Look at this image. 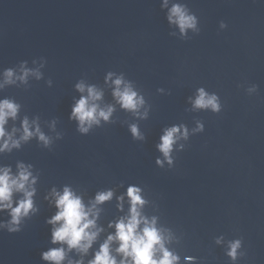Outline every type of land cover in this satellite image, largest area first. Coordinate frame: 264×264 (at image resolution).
Returning a JSON list of instances; mask_svg holds the SVG:
<instances>
[{"label": "water", "instance_id": "1", "mask_svg": "<svg viewBox=\"0 0 264 264\" xmlns=\"http://www.w3.org/2000/svg\"><path fill=\"white\" fill-rule=\"evenodd\" d=\"M162 2L0 0V72L26 62L41 73L0 90V99L20 104L6 130L19 128L27 116L51 138L47 147L33 137L0 153V166L13 172L17 161L32 165L38 209L20 231L0 229V264H45L40 252L58 245L50 244L45 222L56 209L44 197L65 185L85 204L99 191L114 193L98 205L97 225L105 231L85 264L114 231L109 221L127 214V198L121 211L116 197L129 185L142 190V213L172 233L166 246L180 264L185 256L196 257L195 264H233L225 252L234 239L242 240L243 253L235 264H264V0H169L168 7L184 4L198 19V32L183 38L167 22ZM108 73L122 75L143 96L139 111L147 110L146 118L120 107L111 79L105 82ZM81 81L103 92L100 107H114L110 120L87 134L69 119ZM201 87L218 96L219 112L193 109L189 98ZM198 122L203 130L194 132ZM131 124L143 140L133 139ZM172 125H184L188 137L173 146L172 165L160 167L156 144ZM8 219L0 212V221Z\"/></svg>", "mask_w": 264, "mask_h": 264}, {"label": "clouds", "instance_id": "2", "mask_svg": "<svg viewBox=\"0 0 264 264\" xmlns=\"http://www.w3.org/2000/svg\"><path fill=\"white\" fill-rule=\"evenodd\" d=\"M169 0H163L161 8H167L166 20L174 25L180 37H185L189 30L198 32V19L194 13L189 12L184 4L173 3L168 7ZM220 27L226 25L220 22ZM175 33H173L174 35ZM35 63V61H33ZM40 67H43L41 63ZM113 73H108L105 82L112 81V95L120 107L132 112L140 118H146L147 110L140 112L144 105L143 96L139 95L132 84L125 81L123 76L112 79ZM29 77L41 78L39 68H28L26 62H21L18 68H5L0 72V90L6 86L26 84ZM49 85L51 81H48ZM75 89L82 95L71 106L69 119L75 120L77 131L87 134L93 126H99L101 121L108 122L114 111L112 105L100 107L97 103L103 97V92L94 85H86L84 82L75 84ZM255 85L248 91H254ZM159 91V90H158ZM193 109H207L214 113L221 110V104L215 93H208L204 88H198L194 98H189ZM20 110V104L10 98L0 99V153L11 152L19 149L22 143H26L33 137L43 146L51 143V138L40 129L38 119L29 121L25 116L20 121V127H12L6 130L9 120L15 121ZM55 121L52 122L54 127ZM203 125L197 123L194 132L202 131ZM129 131L133 139L143 140L136 124L129 125ZM19 133V136L16 134ZM188 130L184 125H172L162 130L156 149L163 160L157 158V166L163 167L166 162L169 166L173 160L171 153L173 146L181 139H187ZM59 138V134L57 135ZM183 145H179L182 148ZM37 176L32 173V165L17 161L16 171L11 166H0V212H7L9 219L0 221V229H6L9 233L20 231L21 222L31 214L37 212L33 197L36 194L35 184ZM19 198L14 200V196ZM112 190L97 192L87 204L83 198L68 185L61 190L53 187L44 197L56 211L45 222L51 225L49 242L52 245L47 250L40 252L41 261L45 264H85L83 259L97 241L99 235L105 231L97 225L101 209L98 205L111 200ZM127 198V214L115 221H109L107 227L114 231L109 232L104 240L96 248L86 264H180V256L166 245L173 239L170 230L157 226V217H146L142 213L147 201L142 197V190L138 186L129 185L123 195L117 196V209L123 210V202ZM221 238H217L219 244ZM115 245V247H113ZM241 239H234L227 243L225 255L235 264L243 253ZM76 253L80 258L71 259L68 254ZM119 257V259H118ZM186 264H195L196 257L185 256Z\"/></svg>", "mask_w": 264, "mask_h": 264}]
</instances>
